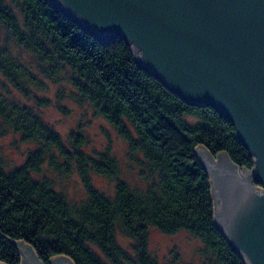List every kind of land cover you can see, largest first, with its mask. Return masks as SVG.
<instances>
[{
	"label": "trees",
	"instance_id": "16d2710c",
	"mask_svg": "<svg viewBox=\"0 0 264 264\" xmlns=\"http://www.w3.org/2000/svg\"><path fill=\"white\" fill-rule=\"evenodd\" d=\"M0 24L30 55L24 62L0 42L7 81L40 107L49 99L36 91L46 89L48 79L59 98L105 118L143 181L133 186L119 178L115 157L107 149L84 152L78 133H70L67 148L35 107L0 94V131L34 143L19 164L9 166L0 155V233L30 245L44 264L54 254L73 264H163L147 251L148 229H184L199 237L212 264H245L213 222L208 175L192 151L201 143L213 155L224 150L238 166H251L223 115L181 98L136 63L122 38L94 36L51 0H0ZM46 159L55 170L74 161L83 186L79 199L67 198L45 175L35 176ZM91 171L114 177L111 194L92 184ZM116 232L130 239L131 251L116 241ZM3 235L0 261L19 264L17 249Z\"/></svg>",
	"mask_w": 264,
	"mask_h": 264
},
{
	"label": "water",
	"instance_id": "95a60500",
	"mask_svg": "<svg viewBox=\"0 0 264 264\" xmlns=\"http://www.w3.org/2000/svg\"><path fill=\"white\" fill-rule=\"evenodd\" d=\"M51 1L94 36L122 38L138 65L231 123L250 167L201 143L192 151L208 175L216 228L245 264H264V0ZM6 238L19 264H44ZM48 262L73 264L64 254Z\"/></svg>",
	"mask_w": 264,
	"mask_h": 264
},
{
	"label": "rangeland",
	"instance_id": "374dc122",
	"mask_svg": "<svg viewBox=\"0 0 264 264\" xmlns=\"http://www.w3.org/2000/svg\"><path fill=\"white\" fill-rule=\"evenodd\" d=\"M6 41L10 50L22 61L30 60L29 52L17 45L12 38H7L0 24V42ZM46 89L37 90L38 96H46L49 102L43 106H35L30 97L24 96L13 87L0 72V94L19 104H31L41 117L49 123L59 135L64 146H70V133H78L82 139V150L94 154L107 149L115 157L118 164V177L130 185L141 186L143 181L138 177V167L127 155L125 141L116 133L113 125L105 118L94 114L90 107L77 103L68 97H58L54 93V83L46 79ZM34 147L31 141H24L19 134L10 129L0 131V155L9 166L19 164L27 151ZM56 160L61 162V158ZM48 177L53 187L63 192L70 200L79 199L83 195V186L76 171L73 160H69L67 170H55L44 160L35 176ZM92 184L106 194H111L115 179L90 172ZM116 241L128 251H131L130 239L119 232L115 234ZM146 247L148 253L157 262L163 264H212L202 252L199 237L187 230L179 229L172 233H163L156 228L148 229Z\"/></svg>",
	"mask_w": 264,
	"mask_h": 264
}]
</instances>
